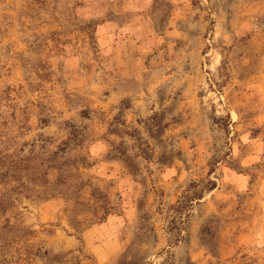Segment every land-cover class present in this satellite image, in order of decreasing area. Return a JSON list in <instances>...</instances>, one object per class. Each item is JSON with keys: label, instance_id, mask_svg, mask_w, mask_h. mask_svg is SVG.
I'll list each match as a JSON object with an SVG mask.
<instances>
[{"label": "rangeland", "instance_id": "rangeland-1", "mask_svg": "<svg viewBox=\"0 0 264 264\" xmlns=\"http://www.w3.org/2000/svg\"><path fill=\"white\" fill-rule=\"evenodd\" d=\"M0 264H264V0H0Z\"/></svg>", "mask_w": 264, "mask_h": 264}]
</instances>
